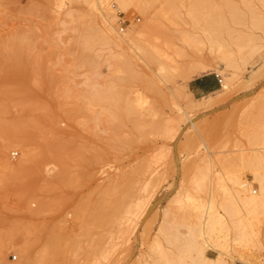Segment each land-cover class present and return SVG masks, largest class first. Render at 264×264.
Listing matches in <instances>:
<instances>
[{"label": "rangeland", "instance_id": "1", "mask_svg": "<svg viewBox=\"0 0 264 264\" xmlns=\"http://www.w3.org/2000/svg\"><path fill=\"white\" fill-rule=\"evenodd\" d=\"M162 9L166 13L163 10L162 14L152 16L147 32L157 60L152 67L140 62L134 67L137 77L132 78L122 66L119 47L87 45L86 36L90 28L98 26L99 20L86 0H0V52L10 53L5 43L16 34L25 32L26 36L31 35V41L34 39L30 42L32 48L29 45L30 48L19 50L21 56L24 54L22 57L28 58L25 61L0 58V88L12 83L28 88L40 104L35 101L36 105L44 107L39 110L51 125L53 133L49 137L54 138V133L72 137L76 145L88 146L95 160L92 165L84 162L73 165L75 174L62 180L66 183L62 192L67 203L56 211L44 210L35 215L28 208L29 204L32 208L38 206L30 201L34 187L59 169L49 156L43 163L40 162L43 158L37 160L32 175L10 177L0 183V241L6 235L19 244L26 242L29 264H168L167 261L176 264L181 255L187 261L189 245L184 237L189 213L180 208L178 200L184 199L188 190L192 191L204 163L191 152L196 140L192 137L194 127L190 120L177 133L165 132L169 118L188 117L185 109L207 133L209 144L214 143L211 147L214 154L209 153L213 158L203 146L200 153L207 155L206 160L216 158V166L222 169L236 166L240 151L250 152L249 149L262 146L260 138L246 136L249 132L258 135L264 129V0H128L126 8L110 18H114L116 27L120 21H126L125 29L130 25L139 29L148 11ZM255 45L260 47L259 53L245 63L238 59L237 69L222 65L221 55H231L238 49L247 51ZM81 54L86 61H82ZM196 60L211 68L190 78L184 69ZM161 66L171 72L161 71ZM219 67L236 72L241 82L209 105L213 96H195L188 83L205 74L218 75ZM163 74L164 82L159 80ZM252 74L253 81L245 88L244 80H249ZM152 79L157 80L158 88L150 87ZM140 90L146 96L144 107L148 111L143 117L144 128L137 131L132 121L125 124L114 117L108 105L111 96H125L133 102ZM77 105L81 112L74 111ZM13 107L9 117L16 118L20 112L23 117L19 107ZM34 132L35 143H29L39 152L42 144L38 145V139L42 138L38 131ZM125 138L132 139L129 145L123 143ZM21 153V149L13 148L9 157L17 162ZM260 167H264V158ZM244 176V180L251 181V175ZM210 177L205 181L206 187L211 183ZM116 184L129 187L128 201L144 204L141 215L132 216L137 224L135 230H128L132 233L127 231L131 234L128 243L123 239L128 233L117 235L127 229L123 223L115 227L118 222L112 224L110 218L93 220L98 216L94 203ZM253 187L260 191L258 183ZM73 205L90 211L88 228L78 224ZM160 226L162 238L158 236ZM66 230L75 238L67 253L69 259L50 254L41 261L44 249L53 244L52 235ZM155 245L159 247L156 255L152 250ZM103 251L108 254L102 255ZM215 254L208 251L210 257ZM20 261L21 254L15 248L7 249L0 258V264ZM195 261L202 264L197 255Z\"/></svg>", "mask_w": 264, "mask_h": 264}, {"label": "bare ground", "instance_id": "2", "mask_svg": "<svg viewBox=\"0 0 264 264\" xmlns=\"http://www.w3.org/2000/svg\"><path fill=\"white\" fill-rule=\"evenodd\" d=\"M86 3L90 6V10H92V13H94L99 20L98 26L90 28V33L86 36V42L89 47H92L95 44H112L115 48L119 47L121 49L119 55L122 57V66L127 75L132 78L137 77L134 67L138 66L140 62L148 67L153 66L157 57L154 49L151 48V44L149 43L150 39L147 34L148 30L151 28L149 22L152 16H156L159 12L162 14L164 10V13H166V9L157 12H154L153 10L146 11L147 15H144L146 21L139 27V29L134 24L135 26L130 25L127 29L120 30V25L116 27L112 21L114 18L111 19L110 17L115 16L116 11L126 8L128 0H107L106 2L104 0H86ZM22 33L23 34H16L12 39L7 40L5 47L10 48L11 51L10 53H4L3 51L0 52V58L3 57L4 59L5 57H11L17 60H21L22 58L23 61H25L24 58L26 55L25 57H22L24 54L21 56L19 50L21 48L25 50L30 44H33L30 42H33L34 39L31 41V35L26 36L27 34H25V32ZM85 45L86 43L84 41V46ZM256 45L252 48L250 47L247 51H244V49L234 51L237 52V55H235L234 52L231 55H221L220 59L222 60V65L230 69H237L239 66L237 64L238 59H241V61L245 63L250 57H254L259 53L260 47ZM83 51L86 52V50ZM84 55L86 54L84 53ZM84 55L81 54V58L84 57ZM26 59L28 58L26 57ZM86 60L83 59L82 61ZM207 67V64L196 60L186 67L184 71L189 73V77L192 78L201 72V70L203 72ZM210 68L211 67L207 69ZM160 70H168V72H171V69H166L164 66H161ZM216 72H218L219 76H222V78L220 77L222 82L219 89L209 93L213 96L209 101V105H212V103L228 94L237 86L236 84L241 82L236 72H227L221 67L216 69ZM157 74H159V72ZM253 74L250 75L249 80H244L245 88L252 83L254 78ZM152 80L153 82L150 87L155 89L158 88L159 84H157V80ZM159 80L163 82L166 81V76H164V74L161 75ZM107 97L108 96H105L106 99H108ZM109 100L111 102L108 107L114 117L121 119L125 124L128 120L132 121L134 129L137 131L144 128L142 125L143 117L148 110L144 107V102L146 103L147 100L141 90L138 91L133 102L125 96L122 98L111 96L109 97ZM35 101L37 102V105H40L37 99L32 97L28 88L20 83L7 84L0 88V183L3 184L10 177L25 178L32 175L34 164L38 163L37 160L39 158H43L42 161H40L43 163V160H47L46 158L49 156L59 167L54 174L44 179L45 182L40 183L39 186L36 188L34 187L32 190L30 201H35L38 206L37 208H32L29 204L28 208L33 214L38 215L44 210H59L67 203L62 192L66 183L62 180L65 177H72L75 174L76 171L73 169V165L76 162H84L92 165L95 160L89 147L76 145L72 137L64 138L54 133V138H50L49 134L52 132L51 125L46 120V115L39 110H43L44 107L37 106ZM118 101H120V103H118ZM201 103L202 101L198 104ZM13 106L19 107L24 113L23 117H20L22 116L21 112L19 113L20 116L16 115V118L12 116L9 117L11 114L10 109ZM75 107H73V109H75L74 111L79 112L82 109H79V106L78 109ZM34 111H39V113H35ZM183 111L188 117L182 115L171 116L168 120L169 126L165 132L175 131L177 133L182 129L183 123L189 119L194 127L192 137L196 140L193 151L191 150V152L193 153V157L194 154L200 156V159L204 164L199 171L200 175H197V177L199 178L200 176V178H196L195 180H198L196 182L194 181L195 185L191 188L192 191L188 190L184 199L178 200L180 208L185 209L186 211L188 210V218L190 222L187 221L189 226L187 227L188 230L184 237L186 243L189 245L188 259L185 261L183 259L184 256L181 255L176 264H195L196 255L199 260H201L202 264H237L238 262L241 264H264V167H260L262 166L264 158V129H262L263 132L260 134L258 133L259 136L256 135L257 133L254 135L252 132L248 133L249 136L245 135L246 137H249V139L260 138L262 146H258L259 148L255 146L254 149H249L248 151L250 152L240 151V153L237 154L238 163L236 166L238 167L234 166L232 169L224 167L222 169L218 165L216 166L214 162L216 158L214 157L215 159L212 160L213 157L209 155V153L214 154L211 149V147L213 148L214 143L209 144L208 139L206 138L207 133L198 126V123L194 122L189 117V114L185 109ZM34 131L40 133V138H42L43 141L46 140V143L43 144L42 140L38 139L40 140L38 141V145L42 144V147L40 146L41 151L39 152L36 151L37 149H33L32 145L30 146L29 143L31 142L32 144V138L35 137ZM144 132H148L147 129H145ZM131 140L132 139L130 138H125L123 143L129 145ZM34 141L33 143H35ZM202 146L208 150L207 155L212 157L211 159L206 160L205 157H207V155L205 154V156H203L200 153ZM13 148L21 149L22 152V156H20L21 158L17 162H13L9 157V151H12ZM219 157L220 156H218V158ZM211 174L212 177H210ZM246 174L252 176L250 182L244 180V175ZM209 177L211 180L208 179V181L210 180L211 183L209 182V187H206L205 181ZM254 183H258L259 192L258 189L253 187ZM129 194L128 186L120 187L117 184L114 185L110 191L105 193L103 199L94 203V209L98 216L94 217L93 220L102 221L103 219L110 218L112 224L118 222L115 227L119 224L122 226V223L124 224L123 227L127 226V229H124V232L118 231L117 234L116 230L115 233L117 235L127 234L130 232L128 231L130 228L135 230L137 223L132 216L138 217L141 215L140 213L144 209V204L141 202L131 203L128 201ZM72 208L76 213L78 224L84 227L87 226L88 228L90 211L88 212L87 209H83L78 205H73ZM120 226H118V228H120ZM161 226L160 228L158 227L160 232L158 233V236L164 234ZM106 235H108V233ZM130 235L128 233L127 237L124 236L123 238L127 240V243ZM109 236H111V234ZM52 238L53 244H50L44 249L40 260H45V257L50 254H61L65 260L69 259L67 253L72 249L75 239L70 230L53 234ZM119 239L121 238L119 237ZM107 240L108 239H106V241ZM155 243H157V241ZM10 248H15L21 254V261L18 264L30 263V250L28 244L26 242L19 244L13 238L3 235L0 241L1 259L7 249ZM158 248L159 247L157 246L154 249L152 248L154 255L157 254ZM111 249H107L108 252ZM209 250L216 253L214 257L208 255ZM104 253L106 252L103 251L102 255L105 256ZM109 255H107V257ZM167 262L168 264H174L169 263V261ZM42 264L45 263L42 262Z\"/></svg>", "mask_w": 264, "mask_h": 264}, {"label": "crops", "instance_id": "3", "mask_svg": "<svg viewBox=\"0 0 264 264\" xmlns=\"http://www.w3.org/2000/svg\"><path fill=\"white\" fill-rule=\"evenodd\" d=\"M188 86L195 96H199V95H207L209 93L214 92V90L216 91L220 86V84L218 82L216 75L212 76L205 74L191 80L188 83Z\"/></svg>", "mask_w": 264, "mask_h": 264}, {"label": "built area", "instance_id": "4", "mask_svg": "<svg viewBox=\"0 0 264 264\" xmlns=\"http://www.w3.org/2000/svg\"><path fill=\"white\" fill-rule=\"evenodd\" d=\"M137 20L140 21V18H138ZM125 24H126V21H120V22H119L120 30L125 29V27H126ZM216 77H217L218 82H219V84H220V86H221V82H222V81H221L220 76L216 74Z\"/></svg>", "mask_w": 264, "mask_h": 264}]
</instances>
